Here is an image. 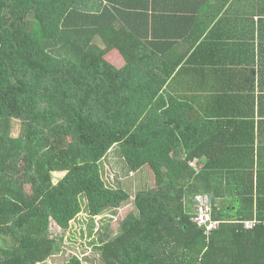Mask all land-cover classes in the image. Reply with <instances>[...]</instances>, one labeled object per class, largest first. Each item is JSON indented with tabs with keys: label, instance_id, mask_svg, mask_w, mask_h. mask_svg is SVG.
Instances as JSON below:
<instances>
[{
	"label": "trees",
	"instance_id": "1",
	"mask_svg": "<svg viewBox=\"0 0 264 264\" xmlns=\"http://www.w3.org/2000/svg\"><path fill=\"white\" fill-rule=\"evenodd\" d=\"M106 1L0 0V264H41L81 213L116 216L131 198L120 234L97 247L101 264H264V152L257 167L242 109L264 69L192 73L200 48L178 57L159 32L186 16L157 0ZM115 145L152 187L132 196L106 181ZM198 194L211 229L192 220Z\"/></svg>",
	"mask_w": 264,
	"mask_h": 264
},
{
	"label": "crops",
	"instance_id": "2",
	"mask_svg": "<svg viewBox=\"0 0 264 264\" xmlns=\"http://www.w3.org/2000/svg\"><path fill=\"white\" fill-rule=\"evenodd\" d=\"M103 1V4L107 3L106 0ZM157 3L163 9L168 5L170 10L175 11L178 15L186 16V22L181 25L174 24L169 28L167 22L161 23L159 32H168L166 41L175 42L173 44L176 45L178 57L185 56L187 59L194 50L200 48L196 57L191 58L190 72L193 73V70H201L204 67H223L225 72L230 71L226 72L227 75L237 76L244 74L243 71L248 68H255L256 75H260L259 69H264V37H261V29L264 30V22L261 21L262 14H264V0H157ZM196 5L198 6L196 7ZM187 12L190 13L189 16ZM222 19L224 25H218ZM178 30L179 32L176 34ZM239 36H242L247 44L243 40H239ZM252 44L253 47L249 48ZM187 45L190 46L189 52H187ZM186 52L188 54H185ZM212 53L220 63L216 64L218 66L211 62L210 55ZM254 83L253 86L251 85L252 87L249 86L246 89L248 92L251 87V95L242 109L243 119L248 122V128L252 124L253 130H255L254 134L251 130L246 131L245 137L254 141L253 150L257 164L258 156L261 155V151L264 152V132H262L264 83H261L260 77H256ZM240 84V82L230 79L225 90L234 94L235 90L238 91L237 87ZM252 92L255 93L254 98ZM196 108L201 115L198 118L199 122L206 123L209 118L206 115L202 116L203 112L200 107L196 106ZM198 138L206 141L209 135L207 132H201ZM258 165L261 164L258 163L257 167ZM231 198L227 197L228 200Z\"/></svg>",
	"mask_w": 264,
	"mask_h": 264
},
{
	"label": "rangeland",
	"instance_id": "3",
	"mask_svg": "<svg viewBox=\"0 0 264 264\" xmlns=\"http://www.w3.org/2000/svg\"><path fill=\"white\" fill-rule=\"evenodd\" d=\"M19 131L20 124L15 120L12 132L17 135ZM101 170L107 182L115 187H123L132 193V196H135L137 190L150 188L153 185V175L148 167L134 171V175H130L131 170L117 145L110 150L107 159L102 163ZM133 199L131 198L130 203L116 216L105 214L93 219L86 212L81 213L79 219L73 223V230L65 237L64 242L59 244L56 253L41 264H68L71 255H78L83 259V264H101L102 257L97 246L120 234L121 221L134 209ZM51 229L52 232L56 231L54 226Z\"/></svg>",
	"mask_w": 264,
	"mask_h": 264
},
{
	"label": "built area",
	"instance_id": "4",
	"mask_svg": "<svg viewBox=\"0 0 264 264\" xmlns=\"http://www.w3.org/2000/svg\"><path fill=\"white\" fill-rule=\"evenodd\" d=\"M196 205H195V216L193 220L198 223L199 226H206L207 229L213 228L216 225L212 220V209L210 205V200L208 195L198 194L195 197ZM254 222H246L247 227H252Z\"/></svg>",
	"mask_w": 264,
	"mask_h": 264
},
{
	"label": "clouds",
	"instance_id": "5",
	"mask_svg": "<svg viewBox=\"0 0 264 264\" xmlns=\"http://www.w3.org/2000/svg\"><path fill=\"white\" fill-rule=\"evenodd\" d=\"M192 212H193V216H192V220H193V218H194V216H195V206H193ZM86 213H87V212H86ZM87 214H88V213H87ZM88 215H89L91 218H93V219L96 218V217H97V218H100V217L102 216V215H99V216H92V215H90V214H88ZM78 219H79V218H78ZM78 219H77V220H78ZM212 219H213V218H212ZM193 221H194V220H193ZM194 222H195V221H194ZM246 222H247V221H246ZM246 222H245V224H246ZM249 222H251V221H249ZM195 223H196V222H195ZM196 224L198 225V223H196ZM198 227L202 228V227L199 226V225H198ZM73 228H74V227H73ZM99 245H101V244H99ZM99 245H98V246H99ZM98 246H97V247H98Z\"/></svg>",
	"mask_w": 264,
	"mask_h": 264
}]
</instances>
